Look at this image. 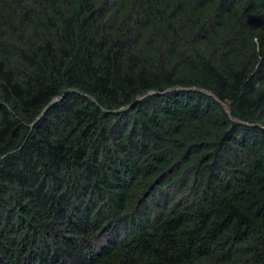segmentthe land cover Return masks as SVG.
Returning a JSON list of instances; mask_svg holds the SVG:
<instances>
[{
	"label": "trees",
	"instance_id": "1",
	"mask_svg": "<svg viewBox=\"0 0 264 264\" xmlns=\"http://www.w3.org/2000/svg\"><path fill=\"white\" fill-rule=\"evenodd\" d=\"M0 264H264V0H0Z\"/></svg>",
	"mask_w": 264,
	"mask_h": 264
},
{
	"label": "water",
	"instance_id": "2",
	"mask_svg": "<svg viewBox=\"0 0 264 264\" xmlns=\"http://www.w3.org/2000/svg\"><path fill=\"white\" fill-rule=\"evenodd\" d=\"M122 109H124V108H121V109H119V110H122Z\"/></svg>",
	"mask_w": 264,
	"mask_h": 264
}]
</instances>
